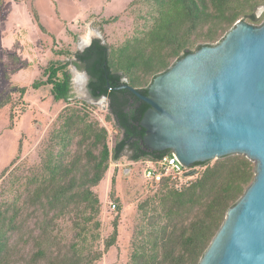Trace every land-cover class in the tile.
I'll use <instances>...</instances> for the list:
<instances>
[{"label":"trees","instance_id":"trees-1","mask_svg":"<svg viewBox=\"0 0 264 264\" xmlns=\"http://www.w3.org/2000/svg\"><path fill=\"white\" fill-rule=\"evenodd\" d=\"M131 5L137 6L133 35L117 46L95 38L83 50H60L58 56L74 60L51 62L44 79L32 83L33 90L49 86L54 100L67 105L57 116L41 165L26 175L16 168L10 171L17 157L1 174L0 180L7 177L0 184V264L99 262L118 238L115 220L101 248V202L94 188L104 180L110 161H119L125 152L133 162L171 153L149 151L142 143L145 131L140 122L149 106L120 87L128 84L147 94L156 76L187 54L213 45L238 21L254 26L264 22V10L257 13L264 0H133ZM71 64L88 74L93 98H107L106 120L117 131L113 147L108 130L92 118L91 105L72 101ZM27 90L21 88V96ZM194 165L202 170L190 184L178 190L164 179L138 204L128 264H199L228 209L255 174L254 164L240 155ZM111 183L114 198V178ZM27 211L30 216L40 213L26 242L33 241L35 250L18 259L13 238L21 234ZM66 218L74 236L59 248L55 232Z\"/></svg>","mask_w":264,"mask_h":264},{"label":"rangeland","instance_id":"rangeland-1","mask_svg":"<svg viewBox=\"0 0 264 264\" xmlns=\"http://www.w3.org/2000/svg\"><path fill=\"white\" fill-rule=\"evenodd\" d=\"M133 0H4L0 12V177L15 158L16 168L24 175L39 167L49 136L59 113L66 107L64 101H55L50 87L33 90L31 85L42 80L45 68L56 60H74L73 56H58L60 50L76 52L95 38L110 46H117L134 33L137 6ZM263 6L257 9L259 15ZM38 16V22L35 20ZM116 19V20H115ZM110 23L107 24L106 22ZM219 39L213 45L219 43ZM72 101L86 103L93 119L108 130V141L113 147L117 131L106 120L108 101L93 98L87 88V78L74 64ZM76 80L78 81L76 83ZM125 80V78H124ZM27 87L21 96L20 89ZM129 152L119 161H110L107 174L94 188L101 202V248L111 235L113 223L118 220V238L115 246L96 264H128L131 239L134 232L138 204L153 195L158 188L149 185L143 177V166L129 158ZM216 160L210 161V164ZM117 165V166H116ZM202 170V169H201ZM200 173V172H199ZM27 174H29L27 172ZM0 180V184L6 178ZM115 179L114 198L111 197L112 179ZM117 199V201H115ZM115 203L117 208L113 209ZM120 207V210H118ZM31 212V211H30ZM40 213L24 212V227L13 238L19 259L34 249L31 232ZM55 234L59 248L74 236L71 220L59 221Z\"/></svg>","mask_w":264,"mask_h":264},{"label":"water","instance_id":"water-1","mask_svg":"<svg viewBox=\"0 0 264 264\" xmlns=\"http://www.w3.org/2000/svg\"><path fill=\"white\" fill-rule=\"evenodd\" d=\"M120 88L149 106L140 122L149 151L170 150L186 168L235 155L254 164L199 264H264V22L238 21L156 76L147 94Z\"/></svg>","mask_w":264,"mask_h":264},{"label":"built area","instance_id":"built-area-1","mask_svg":"<svg viewBox=\"0 0 264 264\" xmlns=\"http://www.w3.org/2000/svg\"><path fill=\"white\" fill-rule=\"evenodd\" d=\"M137 164L144 167L143 177L147 184L156 186L167 179L178 190L190 184L202 169L195 165L184 167L173 152L156 159L140 160ZM112 208H117L115 203L112 204Z\"/></svg>","mask_w":264,"mask_h":264},{"label":"flooded vegetation","instance_id":"flooded-vegetation-1","mask_svg":"<svg viewBox=\"0 0 264 264\" xmlns=\"http://www.w3.org/2000/svg\"><path fill=\"white\" fill-rule=\"evenodd\" d=\"M79 70H80L81 73L84 74V76L87 78V88H88L89 76H88V74L86 73V71L81 70V69H79ZM77 82H78V81L76 80V83H77ZM71 83H74V82H73V79L71 80ZM88 92H89V94L91 95L89 89H88ZM91 96H92V95H91Z\"/></svg>","mask_w":264,"mask_h":264}]
</instances>
